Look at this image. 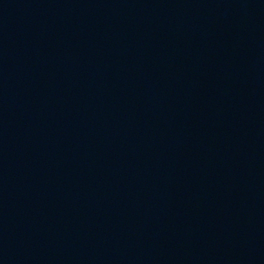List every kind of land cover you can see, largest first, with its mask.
Returning <instances> with one entry per match:
<instances>
[{
  "label": "water",
  "instance_id": "95a60500",
  "mask_svg": "<svg viewBox=\"0 0 264 264\" xmlns=\"http://www.w3.org/2000/svg\"><path fill=\"white\" fill-rule=\"evenodd\" d=\"M0 264H264V0H0Z\"/></svg>",
  "mask_w": 264,
  "mask_h": 264
}]
</instances>
